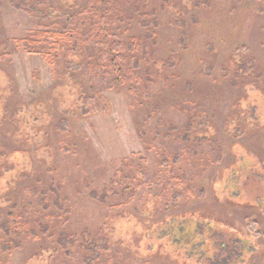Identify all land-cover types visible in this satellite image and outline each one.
<instances>
[{
    "label": "rangeland",
    "instance_id": "obj_1",
    "mask_svg": "<svg viewBox=\"0 0 264 264\" xmlns=\"http://www.w3.org/2000/svg\"><path fill=\"white\" fill-rule=\"evenodd\" d=\"M263 10L0 0V264H264Z\"/></svg>",
    "mask_w": 264,
    "mask_h": 264
},
{
    "label": "trees",
    "instance_id": "obj_2",
    "mask_svg": "<svg viewBox=\"0 0 264 264\" xmlns=\"http://www.w3.org/2000/svg\"><path fill=\"white\" fill-rule=\"evenodd\" d=\"M44 3H42V2H38V4L37 5H35V6H33V7H31L30 9L36 14V15H38V12L40 11V6L41 5H43ZM139 10V9H138ZM263 12H264V10H263ZM157 22V21H156ZM155 22V23H156ZM68 30H69V27L67 28ZM70 29H71V27H70ZM152 33V36L155 38V40L158 38V34L157 33H153V32H151ZM52 36H55V37H57L58 38V40L56 41V44H55V48H54V50L53 51H51L50 53H51V58L53 57L52 56V54L53 55H55V56H58L59 55V53H61L64 49V46H65V44H67L66 43V41H69V42H71L72 44H73V42H74V37L73 36H70L69 34H67V33H65V35H59V34H54L53 33V35ZM181 41L183 42V43H186L187 41H188V33L187 32H184L183 33V35H182V37H181ZM113 47H115V49L118 51V52H120V51H124V50H127V49H129L130 48V50L131 51H135V50H138L140 53H143V55H147V53H148V49H147V46L146 45H144V44H142L141 43V41L139 40V39H135L134 41H133V43L132 44H130V45H128V46H126L124 43H122V42H120V43H115L114 44V46ZM136 58L137 57H134L133 59H132V64H135V60H136ZM54 63V62H53ZM112 68L114 67L115 68V66L114 65H112L111 66ZM115 70H117L118 72H124V68H122V66L120 67V68H118L117 67V69H115ZM184 178L186 179V176H184ZM178 201V197H177V199H176V202ZM181 218H183V219H186V218H190V217H194V218H197L199 221H203L204 219H206V220H209V221H211V219L209 218V217H207V215L204 213V212H197V213H189V214H185V215H181L180 216ZM206 223V222H205ZM208 223V222H207ZM213 223H215V222H213ZM3 226L5 227V228H7V226H6V223H4L3 224ZM106 243V242H105ZM77 243H76V239L74 238H72V237H70L69 235H65L64 236V238H63V240H62V244H60L59 246L60 247H63V248H65V249H67L68 247H75V245H76ZM107 244V243H106ZM13 245V243H7V244H5L4 245V247H3V252L4 251H10V250H12L11 249V246ZM205 245H206V243H205ZM107 246V245H106ZM213 245H212V243H208V247L211 249V247H212ZM105 248V249H104ZM106 250L107 249V247H105V245L104 246H101V247H99V248H92L91 249V251H90V256L89 257H86V260L85 261H87V263L88 264H96L97 262H98V260H100V258H101V255H102V252L104 251V250ZM102 251V252H101Z\"/></svg>",
    "mask_w": 264,
    "mask_h": 264
}]
</instances>
